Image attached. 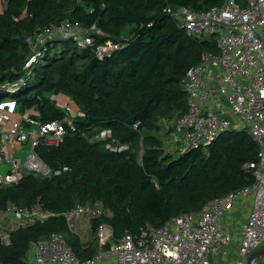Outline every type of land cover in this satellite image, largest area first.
I'll use <instances>...</instances> for the list:
<instances>
[{
	"label": "trees",
	"instance_id": "trees-1",
	"mask_svg": "<svg viewBox=\"0 0 264 264\" xmlns=\"http://www.w3.org/2000/svg\"><path fill=\"white\" fill-rule=\"evenodd\" d=\"M5 1L0 100H15L19 111L29 109L41 122L63 120L66 134L58 144L37 148L61 173L49 178L26 174L17 184L0 186V214L12 204L60 213L77 203L95 204L108 210L104 219L118 240L128 231L139 233L147 223L165 225L253 184V172L243 165L257 159L259 146L247 131L225 132L207 146L180 154L168 152L154 134L161 118L187 111L182 80L188 69L204 52H219L215 39L189 35L169 8L208 10L224 0ZM246 2L239 0L243 6ZM66 20L104 31L107 36L97 35L96 43L111 39L122 46L99 55L72 37H54L27 67L28 38ZM59 93L70 95L85 115L66 121V110L55 101ZM96 128L111 129L113 138L130 148L115 151L104 139L92 141ZM140 142L139 160L135 149ZM104 219H92L93 229ZM54 232L64 234L81 261L98 251L96 239L86 246L65 217L53 216L44 222H9L11 242L0 239V264H30L32 247Z\"/></svg>",
	"mask_w": 264,
	"mask_h": 264
},
{
	"label": "built area",
	"instance_id": "built-area-1",
	"mask_svg": "<svg viewBox=\"0 0 264 264\" xmlns=\"http://www.w3.org/2000/svg\"><path fill=\"white\" fill-rule=\"evenodd\" d=\"M172 16L192 36L213 38L218 53L204 52L201 61L190 67L183 78L188 93V109L175 120L170 136L182 151L207 146L228 131H247L258 144L257 159L243 165L252 171L253 184L225 196L210 200L201 210L185 212L165 225H147L139 232H126L114 239V228L104 217L109 215L102 206L77 203L65 212L47 211L36 206L10 205L0 214V239L10 244L9 222L28 224L44 222L53 216H63L73 230L74 219L87 217L104 219L97 225L101 248L85 260L97 264L109 259L117 264H215L213 254L228 238L222 224L234 204L252 196L251 211L241 233L239 259L235 264H248L249 256L264 242V0H224L208 10H194L186 5L169 8ZM107 36L93 26L64 21L41 32L37 40L29 41L33 50L50 37H72L83 46H93L104 55L122 46L108 39L96 43V37ZM39 40V41H38ZM33 54L26 66L38 56ZM13 99L0 100V186L17 184L26 174L49 178L61 173L42 158L37 148L42 144H58L66 134L63 120L41 122L28 110L19 122L11 114L18 112ZM71 115L70 109H67ZM79 111L77 116H84ZM13 123L14 128H8ZM106 146L125 150L130 144L113 138L111 129H102ZM179 133H183L180 136ZM11 144L14 150H11ZM27 151L25 159L19 156ZM67 170L68 167H64ZM82 261L68 244L63 233L54 232L34 245L30 264H80Z\"/></svg>",
	"mask_w": 264,
	"mask_h": 264
},
{
	"label": "crops",
	"instance_id": "crops-1",
	"mask_svg": "<svg viewBox=\"0 0 264 264\" xmlns=\"http://www.w3.org/2000/svg\"><path fill=\"white\" fill-rule=\"evenodd\" d=\"M6 8V1L0 0V13ZM54 97V96H53ZM27 110L23 113L25 114ZM29 111V110H28ZM31 111V110H30ZM29 111V112H30ZM21 110L12 113L11 116L19 115ZM22 113V114H23ZM31 113V112H30ZM252 196H246L240 198L234 207L222 217V224L227 231L228 238L220 243L218 250L213 254L212 260L215 264H235L239 259L238 247L241 242L242 229L245 226L249 213L251 211ZM15 222H12L14 225ZM73 232L78 235L86 246H90L93 239H96L93 244V248H97L98 251L101 248L99 239L97 238V228L93 229V220L87 217H81L74 219L73 221ZM96 251V253L98 252ZM34 246L30 250L29 260L33 257ZM223 256L226 257V261H219V258ZM264 262V261H263ZM80 264H85L82 261ZM97 264H117L113 260L103 259L99 260ZM257 264V261L255 262Z\"/></svg>",
	"mask_w": 264,
	"mask_h": 264
},
{
	"label": "rangeland",
	"instance_id": "rangeland-1",
	"mask_svg": "<svg viewBox=\"0 0 264 264\" xmlns=\"http://www.w3.org/2000/svg\"><path fill=\"white\" fill-rule=\"evenodd\" d=\"M40 34V33H39ZM39 34H36L35 36H31V40H37V37ZM65 38V37H63ZM52 39H55L53 36L48 38L44 43L41 44L42 41H40L39 45H38V48L37 50H33L32 49V45H31V55L30 57L37 53L39 51V49L42 47V46H45L50 40ZM29 40V38H28ZM39 41V40H38ZM29 57V58H30ZM55 97V95H53ZM7 98H9V96H6ZM57 105L61 108V109H65L66 110V115H65V120L66 121H72L73 118H75L79 112V106L78 104L76 103V101L74 99L71 98L70 95L66 94V93H59L57 94V98L55 99ZM70 109V114H68L67 112V109ZM29 110V109H28ZM30 111V110H29ZM32 112V111H30ZM24 114V113H23ZM23 114L22 112L19 114V115H15V116H11V119L13 122H19L21 121V119L23 118ZM176 116H173V117H169V118H161L159 120V125L161 126V128L155 132L154 134L156 136H158L159 138H161V140H163L164 142V148L168 151V152H177V154H180L182 153V148H180V146L182 147V145H178L176 144L175 141H173L174 139H172V137L170 136V133L171 131L173 130V127H174V124H175V120H176ZM8 128H14L13 127V123H9L8 124ZM102 129L100 128H96L93 132H92V135L89 136L90 139L92 141L94 140H98V139H104L103 136H102V133H101ZM180 136H183V133H179ZM105 140V139H104ZM106 141V140H105ZM143 149H144V146L143 144L140 142L138 144V146L136 147L135 151L137 153V156H138V159L140 160L141 159V156H142V153H143ZM11 150H14V147L13 145L11 144ZM176 154V155H177ZM27 155V151L24 149L21 153H19V156L23 159H25ZM12 227V226H11ZM264 247V242L262 243V245L259 247V248H262ZM226 257H223L221 256L219 258V261H226ZM264 257H261L257 260V264H264ZM222 263V262H221Z\"/></svg>",
	"mask_w": 264,
	"mask_h": 264
},
{
	"label": "water",
	"instance_id": "water-1",
	"mask_svg": "<svg viewBox=\"0 0 264 264\" xmlns=\"http://www.w3.org/2000/svg\"><path fill=\"white\" fill-rule=\"evenodd\" d=\"M264 257V247L259 248L257 250H255L248 259V264H255V262L261 258Z\"/></svg>",
	"mask_w": 264,
	"mask_h": 264
}]
</instances>
